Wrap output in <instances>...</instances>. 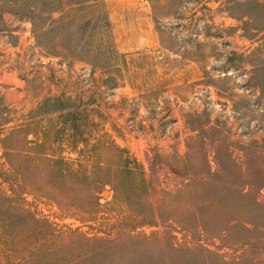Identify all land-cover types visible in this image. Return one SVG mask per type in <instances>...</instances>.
I'll return each instance as SVG.
<instances>
[{
  "label": "rangeland",
  "instance_id": "rangeland-1",
  "mask_svg": "<svg viewBox=\"0 0 264 264\" xmlns=\"http://www.w3.org/2000/svg\"><path fill=\"white\" fill-rule=\"evenodd\" d=\"M0 264H264V0H0Z\"/></svg>",
  "mask_w": 264,
  "mask_h": 264
},
{
  "label": "built area",
  "instance_id": "built-area-1",
  "mask_svg": "<svg viewBox=\"0 0 264 264\" xmlns=\"http://www.w3.org/2000/svg\"><path fill=\"white\" fill-rule=\"evenodd\" d=\"M145 1V0H144Z\"/></svg>",
  "mask_w": 264,
  "mask_h": 264
}]
</instances>
